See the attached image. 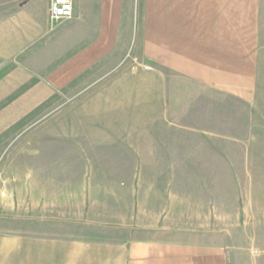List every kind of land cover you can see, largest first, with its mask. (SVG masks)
I'll return each instance as SVG.
<instances>
[{
    "label": "crops",
    "instance_id": "crops-1",
    "mask_svg": "<svg viewBox=\"0 0 264 264\" xmlns=\"http://www.w3.org/2000/svg\"><path fill=\"white\" fill-rule=\"evenodd\" d=\"M137 1L141 46L163 69L225 92L252 83L264 0H73L77 21L98 23L96 42L60 74L77 76L114 52ZM36 3L0 0V85L10 63L25 60L27 47L47 31L50 0ZM257 39L258 49H251ZM241 70L246 73L235 78ZM161 129L173 136L153 142L149 157L104 154L107 170L101 154L83 143L77 153L63 149L58 157L35 159L0 206V264H264L246 248L250 223L233 222L241 198L232 192L219 201V159L212 157L218 147L187 144L174 135L185 134L183 125ZM119 145L123 152L116 155L138 150ZM220 164L232 168L227 160ZM187 179L194 181L193 195L174 190Z\"/></svg>",
    "mask_w": 264,
    "mask_h": 264
},
{
    "label": "rangeland",
    "instance_id": "rangeland-1",
    "mask_svg": "<svg viewBox=\"0 0 264 264\" xmlns=\"http://www.w3.org/2000/svg\"><path fill=\"white\" fill-rule=\"evenodd\" d=\"M90 13L96 17L95 5ZM130 16L116 50L72 78L60 74L61 68L95 44L98 27L96 21L80 22L75 15L65 22L49 21L37 43H29L25 60L10 63L9 77L0 85V206L8 203L17 180L33 171L37 158L58 157L63 149L77 153L83 143L101 154V168L107 170L104 154L123 152L120 142L138 150L114 158L149 157L153 142L173 136L162 126L183 125L185 134L174 135L187 144L209 141L213 149L218 147L212 157L219 159V201L232 192L241 198L233 222L250 223L244 232L250 240L246 248L252 257L264 258V15L259 22L261 50L251 71L254 79L232 90L220 87L226 92L163 69L158 57L147 55L141 46L138 1ZM257 46L258 39L251 49ZM223 72L231 77V71ZM244 73L235 71V78ZM225 160L232 168L220 164ZM184 183L174 190L193 195L194 181ZM219 216L224 221V215Z\"/></svg>",
    "mask_w": 264,
    "mask_h": 264
},
{
    "label": "built area",
    "instance_id": "built-area-1",
    "mask_svg": "<svg viewBox=\"0 0 264 264\" xmlns=\"http://www.w3.org/2000/svg\"><path fill=\"white\" fill-rule=\"evenodd\" d=\"M48 12L52 23L69 21L74 17V2L73 0H50Z\"/></svg>",
    "mask_w": 264,
    "mask_h": 264
}]
</instances>
